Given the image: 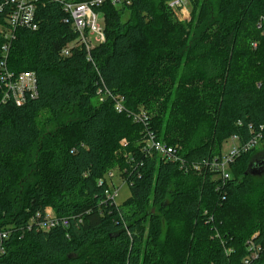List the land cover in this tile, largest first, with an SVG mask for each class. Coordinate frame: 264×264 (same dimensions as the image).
Listing matches in <instances>:
<instances>
[{
    "label": "trees",
    "instance_id": "trees-1",
    "mask_svg": "<svg viewBox=\"0 0 264 264\" xmlns=\"http://www.w3.org/2000/svg\"><path fill=\"white\" fill-rule=\"evenodd\" d=\"M170 1L98 8L97 69L84 48L60 54L78 34L58 3L39 0V28L15 31L9 67L34 71L38 95L17 105L0 94V264H245L247 241H264V174L248 171L255 147L225 182L204 165L264 124V0H188L189 20ZM5 42L0 31V57ZM100 77L129 112L99 102ZM141 109L148 125L132 119ZM146 130L179 146L188 169L146 155ZM116 170L131 190L118 205L105 200ZM48 207L69 225L32 221ZM248 264H264V248Z\"/></svg>",
    "mask_w": 264,
    "mask_h": 264
},
{
    "label": "built area",
    "instance_id": "built-area-1",
    "mask_svg": "<svg viewBox=\"0 0 264 264\" xmlns=\"http://www.w3.org/2000/svg\"><path fill=\"white\" fill-rule=\"evenodd\" d=\"M39 0H0V10L6 12L7 25L0 31L3 33L6 42L2 46V54L0 57V94L1 102H14L17 105H22L29 98H34L38 95V78L34 71L23 70L13 71L8 64V56L11 40L15 37V31L18 28H27L30 30H37L39 28V21L36 16L37 3ZM50 2L58 3L66 16L63 22L71 25L72 29L78 34L77 38L64 46L60 52L62 56H69L73 53L75 48H84L86 50L87 61L91 62L95 68L96 64L92 57V50L106 41L105 34V17L98 8L103 6L106 2H111L114 6H120L124 3H130V0H49ZM188 0H172L170 6L175 10L183 9ZM260 26V25H259ZM264 33V31H263ZM256 46V43H253ZM99 73V71H98ZM100 74V73H99ZM97 84V98L99 102L111 100L114 108L118 113L129 112L125 105V97L122 94L115 93L105 83L102 77ZM134 122L148 125L150 122V115L147 110L141 109L137 112L131 113ZM252 128V126H251ZM253 129V128H252ZM264 124L259 126L258 132L252 139L245 143H240L237 136H233L237 143H235L227 153L222 154L219 158H215L212 162H204V165L210 166L216 172V178L221 182H225L230 177V165L243 153L249 151L258 144L262 138V131ZM126 142L123 141L122 144ZM142 151L146 155L158 154L165 160L180 162L181 168L185 170L188 166L180 154V147L169 145L160 140L152 130H146L144 133ZM203 163H193L192 167L200 169ZM114 171H110L106 178L109 181V188L106 190L105 200L118 205L117 198L119 196V187L113 184ZM100 184L103 179H100ZM127 182V181H126ZM42 215L37 213L32 221L38 220L40 228L49 230L57 225L68 226L67 218L60 219L54 213L46 210L44 219ZM9 235L8 230L0 231V254L5 251L3 240ZM257 235V234H256ZM254 236V238L256 237ZM264 248V241L256 242L253 238L247 241V249L249 254L244 259V263L248 264L251 260L258 258ZM228 251H231L228 249Z\"/></svg>",
    "mask_w": 264,
    "mask_h": 264
},
{
    "label": "rangeland",
    "instance_id": "rangeland-1",
    "mask_svg": "<svg viewBox=\"0 0 264 264\" xmlns=\"http://www.w3.org/2000/svg\"><path fill=\"white\" fill-rule=\"evenodd\" d=\"M190 4L189 2H187V4L185 5V7L183 9H178V11H176L178 17L182 20H189L191 17V13H190ZM128 15V11H126V18ZM0 29H2V27L0 26ZM124 141V140H123ZM237 143V140H235L233 137H230L229 139H227L224 143H223V148H222V154H225L229 151V149L235 144ZM126 144V143H125ZM128 155V153H126ZM264 155V141L261 142L260 140L258 141V144L255 146V150L253 153V158H257V157H261ZM115 175H114V179H113V184L119 187L120 193L119 196L117 198V202L118 204H122L125 200H127L130 195H131V190L129 185L126 182V179L123 178V176L121 174H119V171H114ZM260 174H264V173H260Z\"/></svg>",
    "mask_w": 264,
    "mask_h": 264
},
{
    "label": "water",
    "instance_id": "water-1",
    "mask_svg": "<svg viewBox=\"0 0 264 264\" xmlns=\"http://www.w3.org/2000/svg\"><path fill=\"white\" fill-rule=\"evenodd\" d=\"M262 164L264 165V161L259 163V162L252 160L248 166V171L251 172L252 174H260L263 171L257 168L259 165H262Z\"/></svg>",
    "mask_w": 264,
    "mask_h": 264
},
{
    "label": "flooded vegetation",
    "instance_id": "flooded-vegetation-1",
    "mask_svg": "<svg viewBox=\"0 0 264 264\" xmlns=\"http://www.w3.org/2000/svg\"><path fill=\"white\" fill-rule=\"evenodd\" d=\"M253 160L256 162H259V163L263 162L264 161V155L261 157L254 158ZM257 169H260L261 171H263L262 173H264V165L263 164L259 165Z\"/></svg>",
    "mask_w": 264,
    "mask_h": 264
},
{
    "label": "crops",
    "instance_id": "crops-1",
    "mask_svg": "<svg viewBox=\"0 0 264 264\" xmlns=\"http://www.w3.org/2000/svg\"><path fill=\"white\" fill-rule=\"evenodd\" d=\"M46 210L50 213H54L51 207H48Z\"/></svg>",
    "mask_w": 264,
    "mask_h": 264
}]
</instances>
